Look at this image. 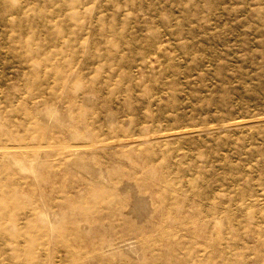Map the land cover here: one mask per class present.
Returning a JSON list of instances; mask_svg holds the SVG:
<instances>
[{"label": "rangeland", "instance_id": "obj_1", "mask_svg": "<svg viewBox=\"0 0 264 264\" xmlns=\"http://www.w3.org/2000/svg\"><path fill=\"white\" fill-rule=\"evenodd\" d=\"M0 264H264V0H0Z\"/></svg>", "mask_w": 264, "mask_h": 264}]
</instances>
